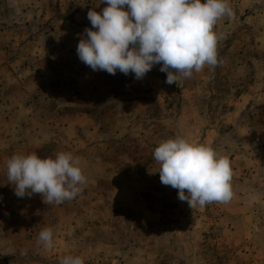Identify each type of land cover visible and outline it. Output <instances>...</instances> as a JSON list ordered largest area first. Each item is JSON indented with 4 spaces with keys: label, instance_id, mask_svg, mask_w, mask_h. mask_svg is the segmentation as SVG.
Wrapping results in <instances>:
<instances>
[{
    "label": "rangeland",
    "instance_id": "1",
    "mask_svg": "<svg viewBox=\"0 0 264 264\" xmlns=\"http://www.w3.org/2000/svg\"><path fill=\"white\" fill-rule=\"evenodd\" d=\"M98 1L0 0V54L14 59L6 52L7 44L20 51L28 42L41 43L46 34L66 32L70 21L80 27L84 10L106 7L102 2L96 6ZM246 16L236 25L230 19L216 23L223 64L215 67L209 86L198 87L196 99L186 96L193 83L169 85L160 78L158 91L138 80V94L134 82L127 80L129 89L118 90V81L101 94L109 104L96 121L118 129L100 130L95 140L100 143L80 149L87 178L83 194L31 217L24 228L26 239L19 238L15 246L22 248V256L11 254L10 242H0V264H59V252L45 250L37 237L51 227L55 241L63 230L61 221L74 229L66 235L90 251L82 257L85 264H141L138 244L147 248L152 237L167 244L166 264H264V70L246 67V76L236 79L233 70L238 60L248 62L253 53L247 49L252 42ZM231 60L233 65L228 64ZM55 87L64 90L63 85ZM246 89L252 98L244 99L243 112H236L235 97ZM190 101L194 106L186 107ZM176 137L228 157L234 173L230 202L191 209L176 189L161 183L153 152ZM62 151L50 144L37 154L55 158ZM175 231L178 236L166 241Z\"/></svg>",
    "mask_w": 264,
    "mask_h": 264
},
{
    "label": "clouds",
    "instance_id": "2",
    "mask_svg": "<svg viewBox=\"0 0 264 264\" xmlns=\"http://www.w3.org/2000/svg\"><path fill=\"white\" fill-rule=\"evenodd\" d=\"M101 12L89 10L91 28L77 46L82 63L93 71L115 75L134 74L142 80L155 65L167 74L165 83L190 79L205 66L222 65L213 31L221 18L234 16L229 0H101ZM47 139V137H45ZM42 143L43 141H37ZM160 165V181L178 191L191 209L210 203H228L234 197L233 170L226 156L207 145L176 137L161 142L153 152ZM7 180L18 198L40 194L46 205H60L83 194L87 178L80 158L58 152L40 158L35 152L14 154L7 160ZM54 230L43 228L37 243L45 250L54 246ZM59 264H85L81 256L66 255Z\"/></svg>",
    "mask_w": 264,
    "mask_h": 264
},
{
    "label": "crops",
    "instance_id": "3",
    "mask_svg": "<svg viewBox=\"0 0 264 264\" xmlns=\"http://www.w3.org/2000/svg\"><path fill=\"white\" fill-rule=\"evenodd\" d=\"M99 2L101 0L96 6H99ZM229 3L234 16L231 18L225 16L217 22L230 19L232 22L236 21L232 24L236 25L246 14L252 42L247 49L253 52L252 57H247L250 61L238 60L233 66V70H236V79L239 75L246 76L248 67L256 70L262 67L264 70V0H229ZM89 10L92 8L82 12L80 18L84 23L80 27L70 21V25L65 27L66 32L46 34L47 37H44L41 43L28 42L20 51L7 44L6 52L14 59H5L3 54H0V242H10V252L17 256H22L18 253L22 248L16 249L17 240L26 239L24 228L27 222L32 216L44 212L48 205L43 202L40 194L24 198L15 195L14 186L7 180V160L14 154L26 155L33 152L37 154L43 147L51 144L65 149L66 152H74L82 161L84 154L80 149L89 144L100 143L95 142L100 130L101 134H104L109 129H118L116 126L96 121V115L101 110L105 111L109 104L101 94L113 88V84L118 81H122L117 87L118 90L124 87L129 89L125 84L127 80L134 82L133 87L139 94L138 80L134 78V74L124 75L117 71L115 75H110L105 71H93L80 61L76 49L80 39L85 36L84 30L92 27L87 18ZM94 10L98 13L102 11L100 8ZM213 31L218 36L221 35L216 28ZM245 43H242V46ZM257 51H260L259 55H256ZM230 63L233 61L228 64ZM159 69L160 65H155L145 75L142 79V82L147 84L145 87L155 88L157 91L162 88L158 84L159 78L165 82L167 74ZM214 73L215 69L205 66L201 72H193L190 79L181 76L179 82L182 85L193 83L191 84L193 89L192 87L186 89V96L196 99L198 87L209 86ZM262 79L264 85L263 75ZM56 84L63 85L64 90L61 92L56 89ZM238 88L239 86H236L235 89ZM247 90L244 92L246 94L235 97L237 100L233 105L236 106L234 108L236 112H243L246 104L243 102L244 99L252 98L251 91ZM189 105H193L191 101L186 107ZM185 112L187 111L184 110ZM60 224L63 230L53 241L52 249L57 250L60 257L66 255L84 257L89 254L86 246L76 244V238L66 235L67 230H74L71 224L65 225L63 221ZM167 231L170 230L167 228ZM178 234L179 231H175L172 240L166 241L172 242ZM99 240L106 243V237ZM147 243L149 245L147 248L138 244V259L142 260L141 264H166L163 250L167 244L155 237Z\"/></svg>",
    "mask_w": 264,
    "mask_h": 264
}]
</instances>
